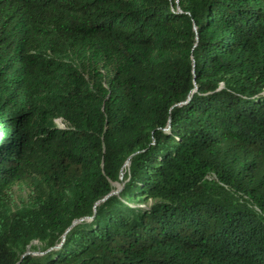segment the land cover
I'll return each instance as SVG.
<instances>
[{
  "label": "trees",
  "instance_id": "16d2710c",
  "mask_svg": "<svg viewBox=\"0 0 264 264\" xmlns=\"http://www.w3.org/2000/svg\"><path fill=\"white\" fill-rule=\"evenodd\" d=\"M0 264H264V0H0Z\"/></svg>",
  "mask_w": 264,
  "mask_h": 264
},
{
  "label": "rangeland",
  "instance_id": "374dc122",
  "mask_svg": "<svg viewBox=\"0 0 264 264\" xmlns=\"http://www.w3.org/2000/svg\"><path fill=\"white\" fill-rule=\"evenodd\" d=\"M56 124L61 128L65 127V123L61 119H56ZM128 165L129 164L127 163L126 168L128 167ZM122 178H123V176L121 177V179ZM122 180H124V179H122ZM124 189H125V182L115 184L114 193L112 195L119 196L124 191ZM30 193H31V191L29 190V188L27 186L19 185V184L14 185L12 190L10 191L9 198H8V203H9L11 209L14 211V209H16L17 207L27 205L28 204L27 201L29 199ZM147 203H141V206H143L144 204L146 205ZM130 205L133 208L135 206H137L136 203L135 204L130 203ZM44 253L45 252H42L41 250H35L34 251V250H32V248L28 250V254L31 256L42 255Z\"/></svg>",
  "mask_w": 264,
  "mask_h": 264
},
{
  "label": "water",
  "instance_id": "95a60500",
  "mask_svg": "<svg viewBox=\"0 0 264 264\" xmlns=\"http://www.w3.org/2000/svg\"><path fill=\"white\" fill-rule=\"evenodd\" d=\"M77 223V221H75V224Z\"/></svg>",
  "mask_w": 264,
  "mask_h": 264
}]
</instances>
